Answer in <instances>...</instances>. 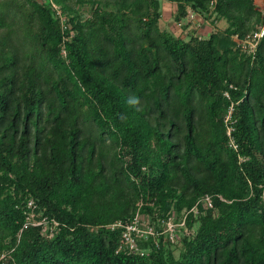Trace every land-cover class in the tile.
I'll list each match as a JSON object with an SVG mask.
<instances>
[{"label":"trees","instance_id":"obj_1","mask_svg":"<svg viewBox=\"0 0 264 264\" xmlns=\"http://www.w3.org/2000/svg\"><path fill=\"white\" fill-rule=\"evenodd\" d=\"M166 2L0 0V264H264V9Z\"/></svg>","mask_w":264,"mask_h":264},{"label":"built area","instance_id":"obj_2","mask_svg":"<svg viewBox=\"0 0 264 264\" xmlns=\"http://www.w3.org/2000/svg\"><path fill=\"white\" fill-rule=\"evenodd\" d=\"M190 16H193L192 13ZM264 35V22L258 26L256 30H254L251 34L246 35L245 38L239 39L238 42L242 47L253 49L256 45L257 41ZM236 37V36H235ZM237 38V37H236ZM227 133H229V128L227 129ZM234 146V145H233ZM204 202L206 205L210 206L211 201L208 196L204 198ZM144 216L136 212L133 217L128 220L118 219L108 224V227L113 228H121L120 230V245L119 248H125L129 251L137 250V237L143 236L145 237L147 234H154L153 226L147 221L144 220ZM167 227L165 230L169 232V237L173 239L175 236L174 229L175 223L172 219H168L166 221ZM180 225L183 224V220L179 222Z\"/></svg>","mask_w":264,"mask_h":264},{"label":"rangeland","instance_id":"obj_3","mask_svg":"<svg viewBox=\"0 0 264 264\" xmlns=\"http://www.w3.org/2000/svg\"><path fill=\"white\" fill-rule=\"evenodd\" d=\"M163 3H165L164 7H163ZM255 3L257 4V6L259 8L264 9V0H255ZM167 4L168 3L166 2V0H160V8L162 11L160 23L163 27H165L168 30L173 29L174 32H176V34L184 35L185 32L190 28H194V30H196V32H198V33H200V32L206 33L210 29L215 30V29L224 28L226 26V20L224 18H220L219 21H217L216 24L213 26H210V24L205 22L204 20H202V22H200V24H198L197 16L195 14H192L193 16H190V19H191L190 26L188 28H186L187 30L186 29L182 30V29H180L181 27L179 24H175V22L173 20L172 13L170 12V6H168ZM190 14H191V12L189 13V15ZM204 33H203V35H204ZM144 220L147 222L146 219H144ZM177 224H179V222L175 223V227H177ZM166 227H167V224H166ZM166 227H165V229H166ZM175 245H176V247L174 248V254L176 255L179 251L180 244L175 242Z\"/></svg>","mask_w":264,"mask_h":264},{"label":"crops","instance_id":"obj_4","mask_svg":"<svg viewBox=\"0 0 264 264\" xmlns=\"http://www.w3.org/2000/svg\"><path fill=\"white\" fill-rule=\"evenodd\" d=\"M168 4V6H170V12L172 13V11L174 10V4H171V3H169V2H167ZM164 5H165V3H163V7H164ZM173 5V6H172ZM197 16V15H196ZM197 20H198V24L200 23V22H202V19L199 17V16H197ZM175 24H177V23H175ZM180 29H182V28H180ZM173 30V29H172ZM187 30V29H186ZM174 31V30H173ZM188 31V30H187ZM186 31V32H187ZM176 33V32H175ZM201 34L202 33H204V32H200ZM207 33V32H206Z\"/></svg>","mask_w":264,"mask_h":264}]
</instances>
